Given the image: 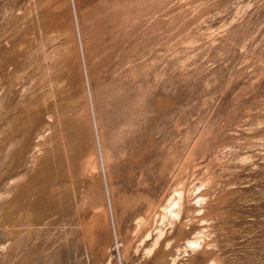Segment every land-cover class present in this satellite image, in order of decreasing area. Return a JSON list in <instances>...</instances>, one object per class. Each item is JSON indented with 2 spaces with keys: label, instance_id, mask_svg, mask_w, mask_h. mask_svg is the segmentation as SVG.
I'll return each instance as SVG.
<instances>
[{
  "label": "rangeland",
  "instance_id": "obj_1",
  "mask_svg": "<svg viewBox=\"0 0 264 264\" xmlns=\"http://www.w3.org/2000/svg\"><path fill=\"white\" fill-rule=\"evenodd\" d=\"M0 264H264V0H0Z\"/></svg>",
  "mask_w": 264,
  "mask_h": 264
}]
</instances>
